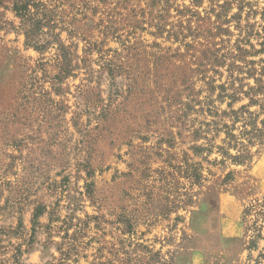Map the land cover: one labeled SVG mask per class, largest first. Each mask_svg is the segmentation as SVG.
<instances>
[{
  "label": "rangeland",
  "instance_id": "rangeland-1",
  "mask_svg": "<svg viewBox=\"0 0 264 264\" xmlns=\"http://www.w3.org/2000/svg\"><path fill=\"white\" fill-rule=\"evenodd\" d=\"M17 3L42 23V43L60 35L76 54L69 74L58 68L57 44L26 45ZM201 49L227 59L194 75L190 92ZM238 49L248 51L241 60ZM162 56L169 60L156 70ZM263 60L264 0H0V264L257 258L264 242L247 250L244 211L264 197V145L249 148L244 166L219 164L216 148L193 155L190 146L207 142L193 143L188 129L211 122L209 109L229 110L219 87L229 96L256 86ZM239 95L235 110L249 103ZM194 97L201 104L185 118ZM225 138L222 130L213 145ZM191 164H200V181L189 178ZM230 172L235 180L224 184Z\"/></svg>",
  "mask_w": 264,
  "mask_h": 264
},
{
  "label": "trees",
  "instance_id": "trees-1",
  "mask_svg": "<svg viewBox=\"0 0 264 264\" xmlns=\"http://www.w3.org/2000/svg\"><path fill=\"white\" fill-rule=\"evenodd\" d=\"M198 2V0H196ZM15 12L18 17L22 20V24L25 27L26 32V45L28 47H33L39 52H44L48 47L52 44L58 45V68L60 72L63 74H69L70 71L74 69V56L76 54H71L69 52L70 47H66L62 40L60 39V35L56 36V43H42L38 36H40V32L42 33L43 25L37 18H34V15L28 8L27 4L15 5ZM54 29V28H50ZM188 48H193L191 45H186ZM241 53V56H237L239 60L243 58L248 51L243 49H238ZM130 51V48H129ZM219 51L215 50L210 54V51L207 49L200 50V57L192 56L195 59L194 64L197 65V69L189 68L190 75L187 80H185V84H188L186 90L192 92L191 88V79L196 74H203L202 68L207 64H212L215 66H222L226 62L227 55H218ZM78 58V57H76ZM169 58L166 56H162L156 59V70L161 67ZM249 64H254V62H250ZM263 68L261 69L260 78L255 80L256 86H250L247 91L243 93L234 92L232 95L225 96L222 95V92H226V88L224 86L219 87L221 90V94L219 95V99L224 100L225 97H229L231 99V103H228V111H224L221 114L219 113L217 108L214 110L209 109V115L213 117L211 122H201V126L198 128L190 127L188 129L190 140L193 143H198L200 141H206L203 144H194L189 147V149L193 152L194 156H203L210 155L213 153L215 148L218 150V153L222 157L220 162L215 161V163L225 164L226 161H230L233 165L236 166H244L248 162L252 160L249 148L254 146L255 143H259L260 145H264V119H261L264 116V60L262 61ZM108 70L112 77H114L113 69L119 68L118 66L112 63V60L109 61V65H107ZM105 70V67H104ZM248 76L253 78L255 76L256 71H248ZM136 75L132 79V85H136L135 82ZM134 81V82H133ZM215 91V87H211V94ZM239 94H243L246 99L249 100V103L245 106H242L240 109H233V103L240 101L241 97ZM213 101H209V104H213ZM201 101H199L196 97L190 99L188 102L183 104L184 108V117L188 118L191 112H194V108L196 105H200ZM109 107L106 106L102 109V113L99 118L102 123L108 121V113ZM253 108H256L255 111H252ZM204 113V112H203ZM227 117L232 124L223 123L222 120L217 121L215 119H223ZM187 120V119H186ZM100 124V123H98ZM238 124H242L239 128H237ZM107 130V127H104L103 131ZM224 130L226 138L222 140V146L215 147L213 142L215 141L216 136ZM238 131V134L235 132ZM210 134H214V136L210 139ZM232 151L235 154H232ZM187 158L190 159L189 153H186ZM189 178H197V180H201V166L196 164H191L188 166ZM196 174L194 176L193 174ZM234 173L230 172L226 175L223 183L227 184L230 181H234ZM44 209L42 206H38L34 212V226L41 215H43ZM244 219L248 223L252 222V225L247 228V233L252 231L253 235L251 237L250 243L247 247V250L251 253L253 251L259 250V244L264 242V197L262 199L255 200L248 207H246L244 211ZM250 219V220H249ZM35 231V230H34ZM150 253V251H149ZM248 261L249 264H264V246L261 249L259 256L253 259L252 255H249Z\"/></svg>",
  "mask_w": 264,
  "mask_h": 264
}]
</instances>
